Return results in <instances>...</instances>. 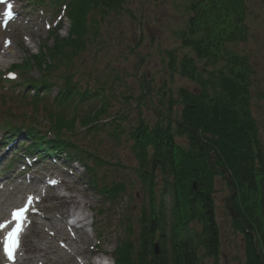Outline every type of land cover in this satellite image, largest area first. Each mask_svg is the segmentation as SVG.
<instances>
[{
    "label": "trees",
    "instance_id": "obj_1",
    "mask_svg": "<svg viewBox=\"0 0 264 264\" xmlns=\"http://www.w3.org/2000/svg\"><path fill=\"white\" fill-rule=\"evenodd\" d=\"M55 1L59 5L64 3L69 35L62 38L58 31L53 34V47L32 56L41 79L25 81L28 89L36 91L31 103L40 117L23 134L13 126V114L6 116L5 125L10 134L27 138L26 153L45 158L66 152V157L80 161L93 176L94 187H100L95 167L103 164L100 155L78 145L74 138L79 132L100 136L110 129V135L120 140L127 135L123 117L109 113L112 101L107 92L112 88L107 82L96 89H83L73 80L72 71L77 61L96 42L102 41V22L126 12L130 0ZM188 5L190 16L186 27L176 34L182 48L191 50L194 57L185 54L178 61L176 51H169V69L195 82L198 89L179 91L182 110L177 120L159 122V118L152 125L140 119L136 126L130 127L128 139L138 161L136 171L146 192V202L139 218L140 247L134 249L131 241H122L116 250V264H199V246L205 249L206 257H217L220 250L214 206L217 168L227 169L232 187L237 188L233 203L237 208L241 206V226L259 237L260 254L254 238L247 234V264H264V150L251 111L254 70L247 56L227 49L229 44L249 39L248 2L190 0ZM201 60L207 65L222 61L225 64L218 71H208L206 67L199 70L197 61ZM56 88L58 94L49 105L48 97ZM148 94L151 90L145 91L143 97ZM83 107L86 110L80 111ZM40 119L49 124L44 135L37 127ZM183 138L187 146L178 141ZM126 191L123 182L100 188L101 194L113 202ZM196 221L203 224L202 232L181 238ZM155 244L159 246L157 254Z\"/></svg>",
    "mask_w": 264,
    "mask_h": 264
},
{
    "label": "rangeland",
    "instance_id": "obj_2",
    "mask_svg": "<svg viewBox=\"0 0 264 264\" xmlns=\"http://www.w3.org/2000/svg\"><path fill=\"white\" fill-rule=\"evenodd\" d=\"M11 1L12 7L17 10L14 13L15 23L11 22L6 27L0 25V42L5 46L3 52L8 49L6 47L8 44L14 54L2 56L3 53L0 52V61H3V65L0 66V120L5 115L13 114L12 123L19 127L23 126L22 122L33 124L40 116L35 104L31 105V102L26 101L29 97L33 98L35 92H25L26 95L22 96L25 87L22 84L25 79H41L42 74L34 65L32 56H37L41 50L53 47L55 36L51 34L55 29L59 6L53 0H15V3ZM189 1L130 0L126 12L112 15L102 22V41L96 42L77 61V67L75 66L72 71L73 80L83 89L87 87L96 89L102 82H107V86L112 88L107 92L111 96L109 101H112L109 113L110 115L119 113L121 114L119 117H123L122 123L127 135L120 140H115L113 135H110L112 132L110 129L100 133V136L79 132L74 138L78 145L96 151L100 155L103 164L95 165L100 186L118 182L126 184L127 191L116 202H107L99 193L98 187L91 186L93 176L81 166L71 168L64 166L67 163L63 162H51L42 165V168L38 166L25 172V178L22 175V179L0 186V224L11 220L12 210L26 202L23 199L24 193H35L33 187L39 190L48 189L50 192L48 184H52L50 183L52 180L58 181L53 185L59 193L63 195L73 193L79 199L90 200L92 206L86 209L88 227L84 235L74 232L76 238L83 241L79 245L84 249V253L83 256H77L78 260L71 257L66 250L73 241L68 229L64 227L67 223L66 218L62 217V214L68 212V206L60 207L56 201L46 199L37 203L26 243L34 241L42 247L48 246L49 257L52 259L49 264L79 262L91 264L98 250L113 254L124 240L131 241L134 249H139L141 243L139 218L146 202V192L137 176L138 161L131 150L132 144L128 135L130 127L136 126L140 119L152 125L158 123L159 118V122L177 120L182 110L179 91L198 89L195 82L169 69V51H176L178 61L185 54L194 57L191 50L182 48L181 40L176 34L186 27L190 16ZM247 2L249 39L247 42L229 44L227 49L247 56L254 70V75L251 77V111L259 128V138L264 150V0H247ZM69 31L70 23L65 19L57 34L67 38ZM224 64L223 61L214 65H207L204 60L197 61L199 70L206 67L208 71H218ZM15 66L17 69L12 70ZM10 70L16 72L19 79L15 74V78L9 76ZM7 78L17 80L9 85L5 82ZM147 90H151V94L143 97ZM56 94L57 89L49 98L52 99ZM83 110L86 108L83 107L80 111ZM3 137L4 134L0 132V143ZM178 141L187 146L186 139H178ZM6 157L10 158L9 152L6 153ZM21 171L23 166L16 167L10 174ZM63 180L65 184H61ZM157 180L160 189L161 177L158 176ZM68 187L70 191L67 190ZM233 190L232 185L227 183L223 175L217 173L214 181V206L220 234V250L217 257H206L205 249L199 246V264H247L248 238L243 225L241 226L242 221L240 223L235 219L227 202ZM237 194L238 192L232 199L231 206L240 215L241 206L237 208L233 203ZM32 195V198L36 196ZM19 199H22L21 202ZM100 211L104 213L98 214ZM95 216H98V219L94 221L93 227L91 223ZM38 228L40 234L44 236L43 239L35 233ZM56 229L59 232L58 237L49 236L50 232ZM202 229L203 224L200 221L193 222L185 233L186 236L183 235L181 238L195 237L202 232ZM96 230L101 231L99 239L96 238ZM0 239L4 242L6 233L2 237L0 235ZM60 257L64 261H60ZM1 260L2 258L0 264H3Z\"/></svg>",
    "mask_w": 264,
    "mask_h": 264
},
{
    "label": "bare ground",
    "instance_id": "obj_3",
    "mask_svg": "<svg viewBox=\"0 0 264 264\" xmlns=\"http://www.w3.org/2000/svg\"><path fill=\"white\" fill-rule=\"evenodd\" d=\"M7 3H10V0H7ZM7 3H0V25L1 26H7L10 22L14 21V15L11 19L7 21L5 24V16L4 13L7 10ZM12 3V2H11ZM13 13H16L17 10L16 8L12 9ZM1 50L0 52L3 53L2 56H9V55H14L12 53V49L8 44H6V47H8L7 50L3 52V48H5L3 42H0ZM10 50V52H9ZM3 61H0V66H2ZM4 183V182H2ZM63 183L65 184V180H63ZM66 186V185H65ZM48 188H50V192L47 190H39L37 187H33L32 189L34 190L33 192L37 193L38 200H49V201H56L58 205L61 207L68 206L67 210L68 212L65 214H62L63 218L70 217L71 214L73 216H76L79 218L80 222H84L82 227L80 228L79 231H77V234L79 235H84L87 227H88V222H87V215H86V209L91 208V202L89 199L86 198V200L79 199L77 195H74L73 193H70L68 195H63L58 192L57 188L55 186H50L48 185ZM68 191L69 187L67 188ZM20 201V200H19ZM10 221V220H9ZM10 223H8L9 225ZM65 228L69 229V225L66 223ZM73 228V227H72ZM2 230V228H1ZM73 230V229H71ZM35 233L38 237H42L43 235L40 234L39 228L35 230ZM60 233H62L60 231ZM63 234V233H62ZM59 235V232L54 230V232H50L49 236L57 238ZM70 237H72L73 241L70 243L69 248L66 250L68 251L67 253L73 257L77 258V256H83L84 249L81 248L79 243H83V241H79L76 236H73V234L69 231ZM46 239V238H45ZM67 239H65L66 241ZM50 245V244H49ZM51 249V247H50ZM50 252H49V247L45 246L42 247L39 244L35 243L34 241H30V243H24V248L22 250H19L16 252V256H14V260H10L7 256V254L4 251V243L0 239V258H2V263L3 264H49L52 262V259L49 257ZM60 261H64L63 258H59ZM78 264H85L79 262ZM91 264H95L93 261Z\"/></svg>",
    "mask_w": 264,
    "mask_h": 264
},
{
    "label": "snow or ice",
    "instance_id": "obj_4",
    "mask_svg": "<svg viewBox=\"0 0 264 264\" xmlns=\"http://www.w3.org/2000/svg\"><path fill=\"white\" fill-rule=\"evenodd\" d=\"M0 3H7V0H0ZM13 15L14 13L12 11V4L7 3V10L4 13L5 24L9 19L13 17ZM9 75L12 78H15L14 74L10 73ZM50 183L56 184L58 183V181L52 180L50 181ZM32 202L33 198L29 197L27 205L23 208L15 210L12 214V219L15 220L17 223L16 226L8 233L4 244V251L10 260H14V253L19 247L20 233L23 231V223L26 220V213L29 210V206L32 204ZM8 223H11V221L6 222L4 224H0V228H6L8 226Z\"/></svg>",
    "mask_w": 264,
    "mask_h": 264
},
{
    "label": "water",
    "instance_id": "obj_5",
    "mask_svg": "<svg viewBox=\"0 0 264 264\" xmlns=\"http://www.w3.org/2000/svg\"><path fill=\"white\" fill-rule=\"evenodd\" d=\"M220 171L225 174L227 181L229 183H232L228 171L226 169H221ZM236 193H237V190H236V187H234L233 194L231 195V197L228 199L227 202H228V207L230 208L232 215H234L236 218H238V216H239L238 213H236L234 208L231 206V201L236 196ZM156 253H158V246L157 245H156Z\"/></svg>",
    "mask_w": 264,
    "mask_h": 264
},
{
    "label": "flooded vegetation",
    "instance_id": "obj_6",
    "mask_svg": "<svg viewBox=\"0 0 264 264\" xmlns=\"http://www.w3.org/2000/svg\"><path fill=\"white\" fill-rule=\"evenodd\" d=\"M243 228L245 229V233H246V236H247L248 239H249V236L247 234H249L250 236H252V238H254V242L256 244L257 252L260 254L259 237L255 234L254 231L248 230L246 227H243ZM219 238H220V234H219Z\"/></svg>",
    "mask_w": 264,
    "mask_h": 264
}]
</instances>
